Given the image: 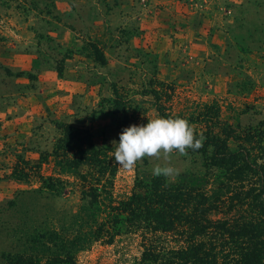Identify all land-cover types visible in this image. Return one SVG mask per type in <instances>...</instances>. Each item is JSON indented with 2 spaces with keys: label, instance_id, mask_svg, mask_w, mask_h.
<instances>
[{
  "label": "rangeland",
  "instance_id": "374dc122",
  "mask_svg": "<svg viewBox=\"0 0 264 264\" xmlns=\"http://www.w3.org/2000/svg\"><path fill=\"white\" fill-rule=\"evenodd\" d=\"M160 103L206 120L217 104L224 127L264 120V0H0V264L41 252V234L72 223L83 183L58 173L52 155L66 124L110 146L118 196L156 164L180 169L171 180L215 183L199 153L115 162L122 125L145 123ZM49 176L62 180L58 192L44 187ZM150 236L182 243L175 232ZM147 241L141 231L93 241L76 264H138Z\"/></svg>",
  "mask_w": 264,
  "mask_h": 264
},
{
  "label": "trees",
  "instance_id": "16d2710c",
  "mask_svg": "<svg viewBox=\"0 0 264 264\" xmlns=\"http://www.w3.org/2000/svg\"><path fill=\"white\" fill-rule=\"evenodd\" d=\"M158 105L163 116L179 115L197 126L211 123L202 129L192 126L203 143L187 151L199 153L203 166L214 169L215 183L205 187L152 176L118 196L110 146L96 144L89 129L66 124L52 155L58 173L77 175L83 183L72 223L41 234V252L6 254L3 264H76L77 251L89 243L113 242L118 235L140 231L148 241L138 264H264V120L224 127L217 104L207 120ZM127 109L119 110L126 120ZM82 165L90 170L80 172ZM14 176L24 179L27 174L14 170ZM43 182L58 192L62 180L49 176ZM158 232H175L182 243L146 238Z\"/></svg>",
  "mask_w": 264,
  "mask_h": 264
},
{
  "label": "clouds",
  "instance_id": "9594fccd",
  "mask_svg": "<svg viewBox=\"0 0 264 264\" xmlns=\"http://www.w3.org/2000/svg\"><path fill=\"white\" fill-rule=\"evenodd\" d=\"M203 137L197 136L189 121L177 116L156 114L145 123L130 124L119 133L113 157L126 169L133 168L143 157L168 158L173 152L183 155L188 149L202 147ZM180 169L172 164H156L151 169L153 176H164L169 180L178 176Z\"/></svg>",
  "mask_w": 264,
  "mask_h": 264
}]
</instances>
